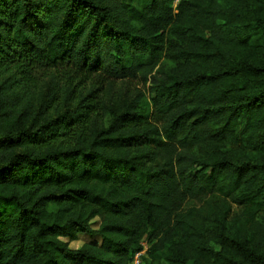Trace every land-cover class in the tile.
Masks as SVG:
<instances>
[{
  "label": "trees",
  "instance_id": "trees-1",
  "mask_svg": "<svg viewBox=\"0 0 264 264\" xmlns=\"http://www.w3.org/2000/svg\"><path fill=\"white\" fill-rule=\"evenodd\" d=\"M172 6L0 0V264H264V0Z\"/></svg>",
  "mask_w": 264,
  "mask_h": 264
},
{
  "label": "rangeland",
  "instance_id": "rangeland-1",
  "mask_svg": "<svg viewBox=\"0 0 264 264\" xmlns=\"http://www.w3.org/2000/svg\"><path fill=\"white\" fill-rule=\"evenodd\" d=\"M178 2L179 0H173V6H172L173 9L176 8V5L178 4ZM148 86L149 84H144L140 77L132 78L128 80H116L112 84L113 91H112L110 98H108L107 103L116 112L119 109V106L121 105V103L127 100L128 98H130L135 93L136 90H141V91L148 93L147 92ZM43 88H45V86ZM148 96H151V94L148 93ZM37 122H39L38 119H36L34 123H37ZM233 209L237 211V208L235 206H233ZM98 224H99L98 220L94 219L91 222V227L93 229H96ZM93 239H97V241H100L99 237H96V236L93 237L88 234H79L77 238L73 241H70L68 245L72 249H79L84 243L89 242ZM147 241H148L147 236L142 239L143 250L135 254L133 258L130 260L129 264H143L144 263V257L146 255L145 252L148 248ZM206 243L211 246H214V248H216L217 250L219 249V246L216 244V242H214L213 239H210L207 237Z\"/></svg>",
  "mask_w": 264,
  "mask_h": 264
}]
</instances>
